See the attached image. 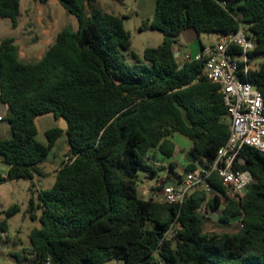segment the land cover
I'll list each match as a JSON object with an SVG mask.
<instances>
[{
  "label": "trees",
  "instance_id": "1",
  "mask_svg": "<svg viewBox=\"0 0 264 264\" xmlns=\"http://www.w3.org/2000/svg\"><path fill=\"white\" fill-rule=\"evenodd\" d=\"M57 1L79 26L58 32L40 60L23 61L13 37L0 42V101L8 106L1 118L11 129L10 138L0 139L7 179L34 180L63 135L69 149L52 187L30 199L28 213L41 226L31 231L29 247L14 254L17 264H264V154L242 149L236 167L254 182L240 201L227 196L215 174L210 191L194 190L180 205L141 198L137 178L139 171L157 174L152 152L173 156L174 133L193 143L194 162L185 172L225 145L229 120L219 87L207 80L203 63L180 64L173 50L188 29L225 36L246 25L251 57L263 58L264 0H156L153 18L140 29L162 32L163 41L142 57L132 53L134 65L126 61L131 36L121 17L98 0ZM20 16V0H0V18L17 28ZM241 78L264 102V64ZM46 114L69 127L46 131L44 144L36 119ZM221 207L219 226L241 218L237 233L206 230V214ZM19 209L5 212L0 237ZM174 221L180 228L166 240Z\"/></svg>",
  "mask_w": 264,
  "mask_h": 264
},
{
  "label": "rangeland",
  "instance_id": "2",
  "mask_svg": "<svg viewBox=\"0 0 264 264\" xmlns=\"http://www.w3.org/2000/svg\"><path fill=\"white\" fill-rule=\"evenodd\" d=\"M98 5L106 12L121 17L126 31L131 36L130 49L125 52L126 61L134 65L132 53L142 57L146 48L158 47L162 42L163 33L156 30H141L140 27L152 19L155 13L156 0H98ZM21 16L17 28L12 27L9 19L0 18V42L8 37H13L19 47L20 58L25 62H36L42 58L47 49L53 44L58 32L65 27L77 30L79 23L75 16L68 13L57 0H50L46 4L35 0H20ZM244 29L248 30L246 25ZM218 34L202 33V42L206 46L217 45ZM182 56L179 57L180 64L183 63L185 53L191 54L185 47ZM197 54V53H196ZM264 64V57L257 59L255 69ZM8 109L0 101V117L6 118ZM60 120H56L53 114H46L36 119L37 140L47 144L46 131L59 127ZM11 137V129L7 120L0 121V139ZM171 141L175 145V151L171 158L152 152L150 164L159 168L157 174L148 171H139L138 188L140 197L150 199L153 195H144L150 186H155L166 176V169L170 164L175 168L170 174L173 176L183 175L187 166V155L193 147L192 141L179 134L174 133ZM68 145L65 135L57 142L50 152L49 157L37 166V175L34 180H9L7 179L8 165L0 157V221L6 219L5 212L12 206L18 205L19 211L8 219V231L0 237V264H17L15 253L28 248L29 236L33 229L40 228L39 220L31 219L28 208L31 197L37 198L38 192L44 188H51L57 171L67 164ZM197 164H200L197 161ZM162 168V169H160ZM223 207L206 214V230L210 233H237L240 229L239 218L232 221L229 226L220 227L219 218ZM39 215L40 212H37ZM22 264H34L31 259L24 260ZM107 264H122L112 261Z\"/></svg>",
  "mask_w": 264,
  "mask_h": 264
},
{
  "label": "built area",
  "instance_id": "3",
  "mask_svg": "<svg viewBox=\"0 0 264 264\" xmlns=\"http://www.w3.org/2000/svg\"><path fill=\"white\" fill-rule=\"evenodd\" d=\"M254 48L248 30L240 26L236 33L221 36L217 45L204 47L195 55H184L183 62L203 63L205 77L219 87L227 109L229 138L210 162L204 158L196 168L178 176L171 175V167L167 168L162 182L143 192L144 195L151 194L160 203L180 205L194 190L210 191L208 178L215 174L227 188L230 199L240 201L245 197L254 177L250 171L236 167L241 151L251 147L264 154L263 97L255 85L241 78L255 69L256 60L251 57ZM239 221L241 228V218ZM179 228L180 223L174 221L165 239L171 240Z\"/></svg>",
  "mask_w": 264,
  "mask_h": 264
},
{
  "label": "crops",
  "instance_id": "4",
  "mask_svg": "<svg viewBox=\"0 0 264 264\" xmlns=\"http://www.w3.org/2000/svg\"><path fill=\"white\" fill-rule=\"evenodd\" d=\"M148 20H151V19H148ZM220 38H221V36H219L218 40ZM162 41H163V38L161 39V42ZM183 47H185L187 50H189V52H191L193 55H195L196 53L201 52V50L204 47H208V46H206L202 42V34H198L193 29H188V30L184 31L177 39V43H176L175 48L179 50V57L182 56V49L181 48H183ZM185 54H187V53H185ZM5 106H6V109H8V106L7 105H5ZM171 170H173V169H171ZM155 186H150L149 189L154 188Z\"/></svg>",
  "mask_w": 264,
  "mask_h": 264
},
{
  "label": "water",
  "instance_id": "5",
  "mask_svg": "<svg viewBox=\"0 0 264 264\" xmlns=\"http://www.w3.org/2000/svg\"><path fill=\"white\" fill-rule=\"evenodd\" d=\"M173 53H174L175 58H178L179 50L175 48L173 50ZM68 127H69L68 121L66 119H64V118L60 119L59 128L62 129V130H67ZM186 161L188 163H193L194 162V156L192 154L187 155Z\"/></svg>",
  "mask_w": 264,
  "mask_h": 264
}]
</instances>
